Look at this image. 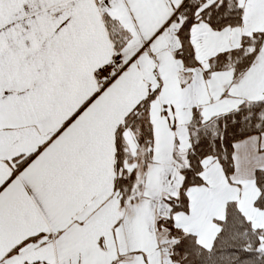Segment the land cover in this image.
Masks as SVG:
<instances>
[{"label": "snow or ice", "instance_id": "obj_1", "mask_svg": "<svg viewBox=\"0 0 264 264\" xmlns=\"http://www.w3.org/2000/svg\"><path fill=\"white\" fill-rule=\"evenodd\" d=\"M0 264H264V0H0Z\"/></svg>", "mask_w": 264, "mask_h": 264}]
</instances>
